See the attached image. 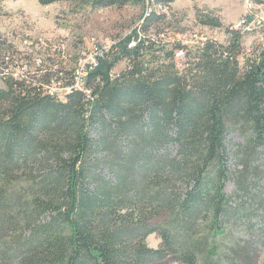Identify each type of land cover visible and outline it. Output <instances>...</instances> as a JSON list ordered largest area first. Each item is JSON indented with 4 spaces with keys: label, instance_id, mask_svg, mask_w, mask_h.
<instances>
[{
    "label": "trees",
    "instance_id": "trees-1",
    "mask_svg": "<svg viewBox=\"0 0 264 264\" xmlns=\"http://www.w3.org/2000/svg\"><path fill=\"white\" fill-rule=\"evenodd\" d=\"M38 2L143 11L115 55L89 72V95L46 93L52 80L72 85L82 45L70 52L62 39L23 54L0 37V264H259L264 44L243 52L250 18L226 28L224 44L191 43L178 37L184 29L158 27L170 24L173 0ZM233 133L246 135L234 151Z\"/></svg>",
    "mask_w": 264,
    "mask_h": 264
},
{
    "label": "rangeland",
    "instance_id": "rangeland-1",
    "mask_svg": "<svg viewBox=\"0 0 264 264\" xmlns=\"http://www.w3.org/2000/svg\"><path fill=\"white\" fill-rule=\"evenodd\" d=\"M142 11L141 8L134 6L76 11L68 3L42 6L38 0H0V37L5 39L7 46L23 54L31 52L32 49L38 52L42 47L40 42L55 43L62 39L66 40L70 52L77 50L79 45L83 46V50H89L91 40L117 44L119 39L130 35L139 24ZM196 11L212 14L224 27L221 30H211L201 26L196 22ZM164 12L168 16L167 21L171 22L169 25L158 27L169 33L184 29L185 34L178 37L186 42H194L196 35L197 40L200 37L211 38L224 44L228 39L224 30L241 29L238 26L240 21L243 18H250L245 28L249 30L248 34L243 37V52L253 51L264 44V5H253L250 0H173L170 10L166 9ZM154 27V25L151 27V33L155 32ZM239 62L241 66L244 63L242 58ZM123 68L124 64L119 62L112 71L118 73ZM245 136L231 134L230 149L234 151V145L243 143ZM260 151L263 154L259 163L261 170L264 171V148ZM225 190L230 194L233 185L227 183ZM159 242L156 235L147 238L150 248H156ZM157 264L174 263L163 261ZM259 264H264V253Z\"/></svg>",
    "mask_w": 264,
    "mask_h": 264
},
{
    "label": "built area",
    "instance_id": "built-area-1",
    "mask_svg": "<svg viewBox=\"0 0 264 264\" xmlns=\"http://www.w3.org/2000/svg\"><path fill=\"white\" fill-rule=\"evenodd\" d=\"M245 19L246 18H243L240 21L239 25L243 26V24L245 23ZM246 30L249 31L248 29ZM47 42H50V41L40 42V44L46 47ZM190 42L194 43L192 41ZM24 43L27 44V42H24ZM55 43H52V45ZM115 46L116 44H113V42L103 43V42L91 40V45L89 46V50H81L80 52V63L78 65H75V67H79V78H73L72 89H65V83L58 81V80H52L49 87L46 90V93L49 95V93H61V92L68 91V90H78L80 92L85 93L86 95H89V91L86 88V85H83V78H87L89 72L95 69L96 67H98L101 60H104L109 55H113L116 52V50L114 49ZM133 46H134V42H130L128 44V48H132ZM180 55H183V53L178 52L175 54V64L177 68H180L183 64V63H178V56ZM33 58H34L36 65H39L43 60L42 57L39 56L38 54L34 55ZM122 63L124 64V61H122ZM25 68L26 67L24 66L23 68L14 69L13 77L15 78L19 77V75H21L22 71ZM118 73L117 72L113 73L112 71L111 76L114 77Z\"/></svg>",
    "mask_w": 264,
    "mask_h": 264
},
{
    "label": "bare ground",
    "instance_id": "bare-ground-1",
    "mask_svg": "<svg viewBox=\"0 0 264 264\" xmlns=\"http://www.w3.org/2000/svg\"><path fill=\"white\" fill-rule=\"evenodd\" d=\"M238 26H240L241 27V25H239L238 24ZM113 44H115V43H113ZM178 61L180 62V63H183L184 62V55H180V56H178ZM79 63H80V59H79V61H78ZM125 65V64H124ZM75 73H76V77H75ZM75 73H74V78H79V67H77L76 68V71H75ZM85 83H86V78H83V85H85ZM65 89H72V85L71 86H65ZM73 90H68V91H64V92H61V93H49V96H51V97H56V98H58V99H63V98H65L69 93H71ZM76 91H78V90H76Z\"/></svg>",
    "mask_w": 264,
    "mask_h": 264
}]
</instances>
